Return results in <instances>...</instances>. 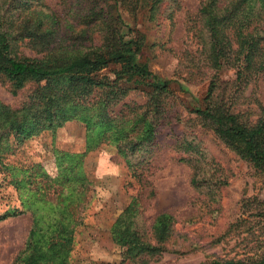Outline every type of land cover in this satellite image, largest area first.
<instances>
[{"label": "rangeland", "instance_id": "374dc122", "mask_svg": "<svg viewBox=\"0 0 264 264\" xmlns=\"http://www.w3.org/2000/svg\"><path fill=\"white\" fill-rule=\"evenodd\" d=\"M207 2L0 0L17 58L84 54L120 30L126 40L139 41V61L171 82L166 92L134 82L96 85L62 109L59 120L42 115L26 141L14 135L1 141L7 167L0 164V264L23 262L35 219L39 239L56 229L47 231L49 224H67V264H251L264 258V169L197 113L214 109L246 127L258 125L264 72L253 68L239 76L233 59L214 67L200 13ZM120 67L111 65L96 79L112 83ZM45 86L29 82L14 94L0 76V108L29 107ZM42 106L37 101L32 110ZM44 172L60 179L45 188ZM16 209L24 214L14 215Z\"/></svg>", "mask_w": 264, "mask_h": 264}, {"label": "trees", "instance_id": "16d2710c", "mask_svg": "<svg viewBox=\"0 0 264 264\" xmlns=\"http://www.w3.org/2000/svg\"><path fill=\"white\" fill-rule=\"evenodd\" d=\"M219 0H208L200 13L203 15L204 29L209 34L211 58L215 68H220L225 59H233V65L238 69L239 76L243 71L255 68L264 72V30L261 28L264 20V0H232L228 5H220ZM119 25L124 22L117 17ZM125 26V25H123ZM116 35L105 37L100 46L90 48L86 53L72 55L55 60H36L17 58L12 55V34L3 29L0 18V76L9 80L13 93L23 89L29 82L42 83L46 86L37 93L29 107L20 111L0 108V151L1 141L14 135L20 141H26L33 133V124H39L42 115L59 120L61 110L76 100L84 98L88 90L98 87L118 86L121 82L146 84L158 92H166L170 81L161 80L149 68L148 64L139 61L138 54L141 45L138 40L127 39L119 31ZM111 65H120V70L114 71L116 79L110 83L105 77L97 80L98 73ZM43 104L42 108L32 110L36 102ZM59 115H58V114ZM205 121L209 122L216 134L223 140L237 144L241 155L256 167L264 169V119L254 127H246L238 122L235 115H225L214 109L197 111ZM34 120V122L32 121ZM0 158V164L3 165ZM70 165L63 169L67 172ZM40 168H43L40 166ZM45 188H51L57 178L44 172ZM7 179L4 178V184ZM1 184V186H4ZM34 182L31 181V185ZM69 214V210L63 208ZM11 212V211H10ZM61 213V209L56 213ZM9 214V213H8ZM14 215L24 214L16 209ZM167 220L168 215L161 217ZM26 250V258L21 264H67L66 259L71 250L72 238L68 236V226L62 222L49 224L54 231L39 239L37 219L34 221ZM49 234V235H48ZM42 243V244H41ZM144 246L142 242H135ZM41 244V245H40ZM145 250V248H142ZM155 250L154 248H146ZM213 264H249L239 262H215ZM251 264H264V258Z\"/></svg>", "mask_w": 264, "mask_h": 264}]
</instances>
